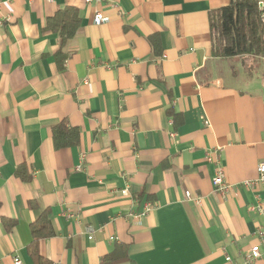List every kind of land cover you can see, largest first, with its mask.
I'll list each match as a JSON object with an SVG mask.
<instances>
[{"label": "crops", "instance_id": "obj_1", "mask_svg": "<svg viewBox=\"0 0 264 264\" xmlns=\"http://www.w3.org/2000/svg\"><path fill=\"white\" fill-rule=\"evenodd\" d=\"M230 2L0 0V264H103L121 244L119 264H248L264 230V189L243 185L264 159V57L213 55L212 12ZM67 6L81 22L61 48L45 27ZM60 122L77 145L55 146ZM45 209L54 234L33 254Z\"/></svg>", "mask_w": 264, "mask_h": 264}, {"label": "trees", "instance_id": "obj_2", "mask_svg": "<svg viewBox=\"0 0 264 264\" xmlns=\"http://www.w3.org/2000/svg\"><path fill=\"white\" fill-rule=\"evenodd\" d=\"M80 22L77 8L67 6L57 10L48 19L45 29L58 33L63 48L77 34ZM211 30L214 56L225 58L247 53L264 57V9L260 8L259 0H231L228 5L212 12ZM170 114L174 115L171 110ZM52 133L57 148L74 146L80 142L79 129L69 127L65 122L55 124ZM49 213L45 209L31 225L33 241L30 249L33 254H37L41 238L54 234ZM5 223L10 227L7 221ZM125 261H128L127 247L121 244L105 256L102 263L119 264Z\"/></svg>", "mask_w": 264, "mask_h": 264}, {"label": "built area", "instance_id": "obj_3", "mask_svg": "<svg viewBox=\"0 0 264 264\" xmlns=\"http://www.w3.org/2000/svg\"><path fill=\"white\" fill-rule=\"evenodd\" d=\"M93 1H100V0H85L86 3H91ZM259 6L260 8L264 9V0H259ZM108 16L104 15L102 12H97L94 16V23L101 24L103 22L108 21ZM208 158L212 160V152H208ZM243 185L250 188V189H264V159H262L258 165H257V176L253 179H249L243 182ZM213 187L214 191L218 194L222 195L223 197L229 196L234 192V185L230 183L226 177H225V171L223 168H220L218 170V173L213 179ZM123 194H127L128 190L123 189ZM186 196L188 199H198L195 198L190 190H186ZM156 207V204L152 201H148L143 210L140 213H137L135 217L141 218L147 214H149L151 211H153ZM252 209L257 212L260 215L264 216V203L257 198L256 203L252 206ZM70 216H73L71 214ZM92 238V235L89 236ZM258 238L259 242L254 244L248 254L246 255V263L251 264L258 258H260L263 254V248H264V230L260 229L258 231ZM111 239H115V237H111ZM227 260H231L230 256H227ZM14 264H24L23 261L19 256L14 257Z\"/></svg>", "mask_w": 264, "mask_h": 264}]
</instances>
